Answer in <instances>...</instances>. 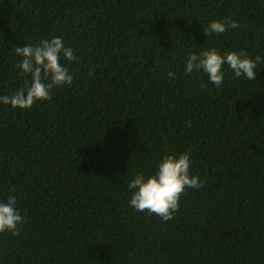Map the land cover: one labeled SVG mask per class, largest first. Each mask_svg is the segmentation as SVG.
I'll return each instance as SVG.
<instances>
[{"label": "trees", "instance_id": "1", "mask_svg": "<svg viewBox=\"0 0 264 264\" xmlns=\"http://www.w3.org/2000/svg\"><path fill=\"white\" fill-rule=\"evenodd\" d=\"M53 37L78 56L72 85L0 102V202L25 219L0 264H264V62L255 80L225 65L220 87L185 71L211 48L264 58V0H0V97L31 81L15 48ZM183 153L204 186L174 219L132 208L135 176Z\"/></svg>", "mask_w": 264, "mask_h": 264}, {"label": "clouds", "instance_id": "2", "mask_svg": "<svg viewBox=\"0 0 264 264\" xmlns=\"http://www.w3.org/2000/svg\"><path fill=\"white\" fill-rule=\"evenodd\" d=\"M235 20H213L206 28L203 35L222 34L229 29L239 28ZM15 53L22 57L16 67L23 70L24 74L31 75V81H26V86L11 95L0 97V102L10 105L13 109H31L37 102L50 100L52 89L71 86L74 80L69 68L61 63L62 58L74 62L78 56L71 47H66L63 38L53 37L45 39L36 45L25 44L16 47ZM264 58L257 55L253 60L244 50L228 51L221 54L216 48L205 49L197 54H190L185 64L188 74L203 72L210 83L220 87L224 82L225 65L232 70L236 77H245L255 80V69ZM169 79L175 78V73H168ZM207 85L201 83V88ZM192 161L189 153L166 155L158 164L154 175L145 177L139 173L128 184L131 193L130 206L137 212L155 214L163 221L174 219L181 207V197L186 189H199L204 182L198 176L191 174ZM15 191V190H13ZM25 223L24 216L18 210L17 197L10 194L6 202H0V234L10 233L20 235V226Z\"/></svg>", "mask_w": 264, "mask_h": 264}]
</instances>
